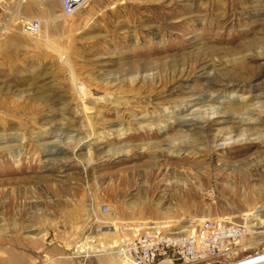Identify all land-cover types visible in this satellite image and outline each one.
<instances>
[{
	"label": "rangeland",
	"instance_id": "rangeland-1",
	"mask_svg": "<svg viewBox=\"0 0 264 264\" xmlns=\"http://www.w3.org/2000/svg\"><path fill=\"white\" fill-rule=\"evenodd\" d=\"M246 216L264 0H0V264H131L112 252L135 231Z\"/></svg>",
	"mask_w": 264,
	"mask_h": 264
},
{
	"label": "built area",
	"instance_id": "built-area-1",
	"mask_svg": "<svg viewBox=\"0 0 264 264\" xmlns=\"http://www.w3.org/2000/svg\"><path fill=\"white\" fill-rule=\"evenodd\" d=\"M60 1L62 12L72 15L90 0ZM22 26L25 33L34 35L40 22L31 20ZM252 224L254 220L246 216L242 225L205 218L185 233L150 226L121 238L116 253L131 264H264V242H247V238L261 237L252 233Z\"/></svg>",
	"mask_w": 264,
	"mask_h": 264
},
{
	"label": "bare ground",
	"instance_id": "bare-ground-1",
	"mask_svg": "<svg viewBox=\"0 0 264 264\" xmlns=\"http://www.w3.org/2000/svg\"><path fill=\"white\" fill-rule=\"evenodd\" d=\"M196 124H197V122H192L191 124H188L185 127H193V126L195 127ZM52 151H53L52 149L47 150V152H49V153L50 152L52 153ZM251 226H249V227L252 228V233H256L257 236L259 235V236L264 237V220L256 219L255 224H252ZM112 254H117V253H116V251H114V252H112ZM161 264H166V262H162Z\"/></svg>",
	"mask_w": 264,
	"mask_h": 264
}]
</instances>
